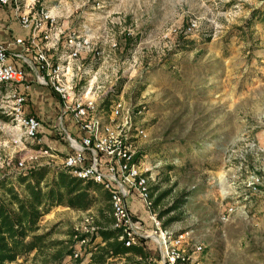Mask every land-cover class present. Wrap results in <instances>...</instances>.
Masks as SVG:
<instances>
[{
    "label": "rangeland",
    "instance_id": "obj_1",
    "mask_svg": "<svg viewBox=\"0 0 264 264\" xmlns=\"http://www.w3.org/2000/svg\"><path fill=\"white\" fill-rule=\"evenodd\" d=\"M76 1L101 2L111 28L132 33V47L120 43L105 60L99 106L108 114L111 102L122 98L145 131L137 144L141 161L152 167L150 192L154 198L169 190L156 213L186 195L161 222L177 217L168 226L189 231L192 247L203 246L199 264H264V0ZM34 105L43 113L35 117L49 151L27 166L47 165L49 178L69 148L53 93L45 88ZM251 173L263 177L260 192L240 196ZM10 176L0 178V197L7 183L23 196V185ZM134 197L133 210L151 227L148 210ZM230 204L235 213L219 221ZM88 215L96 218L95 208L54 207L40 230L68 239ZM147 249V262L160 264L157 244L147 240Z\"/></svg>",
    "mask_w": 264,
    "mask_h": 264
},
{
    "label": "built area",
    "instance_id": "obj_2",
    "mask_svg": "<svg viewBox=\"0 0 264 264\" xmlns=\"http://www.w3.org/2000/svg\"><path fill=\"white\" fill-rule=\"evenodd\" d=\"M47 2L0 0L1 7L12 6L20 28L28 32L26 38H13L12 43L20 48L18 53L13 54L9 44L0 43V133L4 135L0 151H5L0 153V172L24 175L29 162L49 151L42 143L40 121L24 112L30 88V82L25 81L28 70L35 84L48 87L59 99L58 125L64 131L69 152L58 161L57 169L84 182L98 183L110 195V228L119 230L117 239L126 247L141 245L142 240L153 241L158 246L160 264H199L203 246H191L189 231L163 229L161 220L150 208L152 167L141 161L137 144L146 133L134 123L129 105L118 98L111 102L108 114L100 112L99 100L104 97L101 69L119 48V40L132 36L130 29L113 30L99 1L89 4L58 0L52 6ZM65 3L70 6L65 17L82 9L86 12L81 13L73 31H68V23L63 20L61 11ZM10 56L22 66L13 64ZM66 119L77 134L63 127ZM262 157L264 160V149ZM262 184L260 175L246 176L242 181L244 196L259 193ZM132 195L148 210L151 227L129 211ZM225 208L218 216L221 222L235 213L232 204ZM74 229L72 259L90 257L103 244L94 216L84 217Z\"/></svg>",
    "mask_w": 264,
    "mask_h": 264
},
{
    "label": "trees",
    "instance_id": "obj_3",
    "mask_svg": "<svg viewBox=\"0 0 264 264\" xmlns=\"http://www.w3.org/2000/svg\"><path fill=\"white\" fill-rule=\"evenodd\" d=\"M133 41L127 38L125 49L131 48ZM50 171L47 165H43L29 168L24 175L14 174L13 177L23 185V196L12 183L5 185V195L0 197V264H13L18 259H21L20 264L82 263L81 258H71L74 231H71L68 239L54 240L50 239L51 230H40L39 222L55 206H66L76 211L95 208L97 216L94 224L98 226L97 233L103 244L91 252L88 264H147V241L142 240L141 245L126 247L117 239L119 230L110 228L113 222L110 195L98 183L84 182L58 169L47 178ZM5 176V173H0V178ZM152 189L157 190L158 186ZM168 191L154 198L149 192L151 210L156 212L155 208L161 204ZM183 196L186 195H181L172 205L156 213L157 218L161 220L164 214L180 207ZM174 220L177 217L165 219L161 226L163 229L169 227Z\"/></svg>",
    "mask_w": 264,
    "mask_h": 264
},
{
    "label": "crops",
    "instance_id": "obj_4",
    "mask_svg": "<svg viewBox=\"0 0 264 264\" xmlns=\"http://www.w3.org/2000/svg\"><path fill=\"white\" fill-rule=\"evenodd\" d=\"M57 1L58 0H48L47 5L48 6H52V5L56 4ZM66 1L69 2V3H72V1H75V0H66ZM69 8H70V6H67L66 3H65L63 8H62L61 13H63V20H65V22L68 23V31H73L72 29L76 28V24H77V21L79 20V18L81 17V13H83V14L85 13L86 14V12H85L84 9H82V11L79 10V11L75 12V14H72L70 17H65V16H67L69 14L68 12H66V10H68ZM103 8H105V6ZM87 9H89V7H87ZM103 12H105V11H103ZM108 17H109V15H107V19H108ZM0 19H1L0 20V24H1V28H0V43L1 44H5V45L9 44L10 45L9 48H10V50H11V52L13 54L20 52V48L12 43L13 38L14 37L26 38L28 32L24 31V30H22L20 28L18 22L16 21V19L14 17L12 6H9V7H1L0 6ZM3 19H5V20H3ZM6 19H9V21H7ZM112 26H113V24H112ZM127 38L130 39V37H127ZM126 39H120L119 40V45H120V43L121 44L123 43V45H124V42L126 41ZM120 46H119V48H120ZM10 61H12V63L15 64L16 66H19V67L22 66L21 62L19 60H17V58H14V56L13 57L10 56ZM32 79H33L32 74L28 70H26L25 81H29L30 82V88H29V90H28V92L26 94L27 101H26V104L24 106V112L26 114H30V115H33V116H35V115H40L41 116V115H43V113L41 112V109H38V107H35L34 103H36V105H37L39 103V99H40V95H41L42 91L44 93L45 88L46 89H49V88L48 87H41V86L35 84ZM55 97L57 98V100L59 102L58 97L57 96H55ZM58 107H60V103H59ZM67 125H68V127H70L69 131L71 133L77 134L76 129L74 128V126L72 125V123L70 122L69 119H66V126ZM40 130H41L40 136L42 138V142L45 144V140L43 138L44 131L42 129H40ZM242 195H244L243 192L240 194V196H242ZM131 197L133 198L132 199L133 201H128V204H129V202H132L131 203L132 213H133L135 218L139 219V216H140L139 212L136 211L135 209L133 210V208H132V205H134V203L136 204V201H137L136 197H134V195H132ZM55 207H58V206H55ZM64 207H66V206H64ZM40 222H39V225H40ZM88 261H89V257H84L82 259V263L81 264H88Z\"/></svg>",
    "mask_w": 264,
    "mask_h": 264
}]
</instances>
